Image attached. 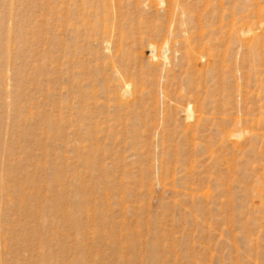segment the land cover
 <instances>
[{"label": "rangeland", "instance_id": "1", "mask_svg": "<svg viewBox=\"0 0 264 264\" xmlns=\"http://www.w3.org/2000/svg\"><path fill=\"white\" fill-rule=\"evenodd\" d=\"M2 239L264 264V0H0Z\"/></svg>", "mask_w": 264, "mask_h": 264}, {"label": "bare ground", "instance_id": "2", "mask_svg": "<svg viewBox=\"0 0 264 264\" xmlns=\"http://www.w3.org/2000/svg\"><path fill=\"white\" fill-rule=\"evenodd\" d=\"M3 8H4V6H3ZM8 34H9V33H8ZM6 249H7V245L5 244V240L2 239V242L0 243V260H2V257H1V256L4 255ZM8 254H9V253H8ZM6 255H7V254H6ZM8 258H9V257H8ZM8 258H7V259H8ZM8 260L11 261V257H10ZM8 260H6L7 263L3 260V262H0V264H8Z\"/></svg>", "mask_w": 264, "mask_h": 264}]
</instances>
